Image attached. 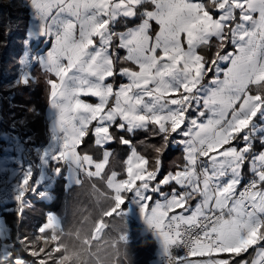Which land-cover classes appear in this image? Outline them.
Returning a JSON list of instances; mask_svg holds the SVG:
<instances>
[{
    "label": "snow or ice",
    "instance_id": "1",
    "mask_svg": "<svg viewBox=\"0 0 264 264\" xmlns=\"http://www.w3.org/2000/svg\"><path fill=\"white\" fill-rule=\"evenodd\" d=\"M13 6L30 11L21 63L48 75L50 109L49 140L34 162L39 172L33 162H18V219L31 207L28 193L46 199L47 185L65 172L66 187L81 185L83 175L93 189L96 180L108 189L111 203L102 217H118L125 226L114 246L128 244L135 219L159 244V264H264V0H19ZM3 33L11 34L10 24ZM213 46L211 57L200 51ZM33 79L25 71L16 83ZM18 126L13 118L0 134L7 148L19 150ZM139 133L154 138L151 156L129 138ZM88 140L102 158L89 154ZM114 142L130 153L120 178L105 171ZM173 145L182 146L184 163L165 172ZM7 164L0 159V170ZM106 227L101 218L93 239ZM57 229L63 231L61 219L48 213L37 231L59 241ZM250 249L251 259L244 255ZM60 251L58 242L51 251H35L0 217V264H49ZM125 258L132 264L127 252ZM64 259L70 257H56L57 264Z\"/></svg>",
    "mask_w": 264,
    "mask_h": 264
},
{
    "label": "trees",
    "instance_id": "2",
    "mask_svg": "<svg viewBox=\"0 0 264 264\" xmlns=\"http://www.w3.org/2000/svg\"><path fill=\"white\" fill-rule=\"evenodd\" d=\"M28 19L27 9L14 7L9 5L8 1L0 0V113L5 124H10L13 118L25 117L23 130L32 129L38 137L43 136L45 129L41 115L43 105L48 98L45 78L42 74L36 72L38 73L36 82H31L27 86L23 84L14 85L15 79L21 72L19 58L23 51V40L26 37ZM6 23L11 25V34L7 36L3 33ZM210 51L214 54L215 49L212 48ZM10 94H13L12 101L16 107L10 106L7 99ZM135 137L138 140H149L148 135L145 133H139ZM88 143L91 145L92 140H88ZM179 153V151H167L163 163L167 161L169 156L179 155ZM175 167L173 168L175 169ZM95 183L102 190V183L97 180ZM53 191L55 198L51 203L36 200L33 202V206L26 210L22 220H19L16 216L14 217L19 225L20 235L27 237L30 246L38 252L41 247L46 252L51 251L58 242L61 251L52 254L49 264L50 262L55 264L56 257L63 256H68L70 259L62 260L64 262L62 264H76L77 262L79 264H106L107 257L103 256V258L99 254L102 252V241L91 239L96 222L102 218V213L109 207L108 199L105 198L106 201L102 200L101 192L96 188L93 189L91 182L87 179L80 186L73 187L68 191L65 189L64 180L60 179L55 184ZM50 212L63 217V231L65 234L62 235L61 232H57L60 239L56 242L50 238L46 241L36 239L38 228L45 222L46 215ZM107 231L111 232V230ZM86 238L90 241V248L85 243ZM90 252L95 254H90ZM244 255L251 259L253 250Z\"/></svg>",
    "mask_w": 264,
    "mask_h": 264
},
{
    "label": "crops",
    "instance_id": "3",
    "mask_svg": "<svg viewBox=\"0 0 264 264\" xmlns=\"http://www.w3.org/2000/svg\"><path fill=\"white\" fill-rule=\"evenodd\" d=\"M6 1H8V4L11 6L19 3V0H6ZM28 16H29V19L27 21V26H26V37L23 40V51H22V54L19 58V65H20L21 72H20V75L15 79L14 85L17 84L16 82H17L18 78L25 71H30L31 75L34 77L32 82H36L38 79V73H36V72H39L40 74L43 75V77L45 78V82L48 79V75H46L44 73V71L41 68H39L38 66L25 67L21 63V60L24 58L25 52L29 50L28 45L26 44L27 31L29 30V28L32 25L31 14H30L29 10H28ZM32 47L33 48L36 47L35 43H33ZM39 47L43 48L44 45L41 44ZM213 48L215 49V47H213ZM229 50H231V48H229ZM200 51L202 54L206 55L207 57H210L213 54V52L208 50V49H201ZM12 98H13V94H10L9 96H7V99L9 100L10 106L16 107V105L12 101ZM83 99L86 102H97L96 99L92 98V97H83ZM0 108H1V100H0ZM49 114H50L49 100L47 98L45 104L43 105L42 112H41L43 125L45 126V129H44L43 136H38V137L36 136V132L33 131L32 129L23 130L24 128H22V126L25 125V117H20V118L16 119L18 122V125H19L16 129V132L18 134L19 141H20L19 150H13L12 148H7L6 147L7 142L5 140H0V149H3V150H0V159L8 158L7 172L10 173L11 177L14 179L15 184L20 181L21 175H22V169L20 168L19 163H18L19 160L22 159L24 165H27L30 162L34 163L37 160V148H39L42 145H46V143L49 140V119H48ZM20 121H23V123L20 124L19 123ZM9 125L10 124H5L3 116L0 113V134L7 131L9 128ZM147 135H148V139H149L148 141L147 140H138L137 137H131V135L129 136V138L133 139V142L136 145L137 150L141 154H143L145 156H151L152 151H151V148L149 147V145L154 142V138L150 134H147ZM24 137L30 138V143H28V144L24 143L22 141ZM135 139H137V140H135ZM108 147L111 150L112 155L110 157L109 164L106 167L105 171L109 175L111 174L112 171H115L117 173L118 178H120L125 174L126 157L130 153L128 151V148L126 146L120 144L119 142H114V143L110 144ZM87 150H88L89 154L93 155V157L95 159L102 158V153L95 149L93 142L91 143V145L89 146V148ZM168 151H179L180 153H179V155L177 154L178 156L177 155L169 156L167 158V161H165L163 163V170L165 172L175 171V170H177V168L179 166H181L184 163L182 146L173 145L172 147L169 148ZM13 157L16 158V161H17L16 163L12 162L11 158H13ZM173 167H175V169ZM13 170H15V171H13ZM34 171L37 173L39 172L38 166L35 163H34ZM66 176H67V173L65 172V174L63 176L57 178L56 180L52 181L50 184L47 185V191H48L49 195L47 196L46 199H39L35 195H33L32 193H28L26 195L25 200L31 206H33V202L36 200H41V201H44L46 203H51L55 198V194H54L53 189H54L57 181L60 179L64 180L66 191H68L69 189H71L73 187L80 186V185H72L70 187H66ZM250 178H251V174L247 173L245 175V180L250 179ZM34 179H38V175L34 176ZM81 179H82V183H83V181L87 178L83 177V175H82ZM90 182H91V184H93V181H90ZM168 187L169 186H165V190H167ZM96 189H98L99 192H101L102 200L106 201V199H108V197H107L108 189L106 188V185L102 184V190H101L100 187L98 186V184H96ZM196 202L197 201H193L192 202L193 205H195ZM110 203L111 202L108 199V206L110 205ZM28 208H30V207H26V210ZM17 210H18V203L16 201L12 202L9 205L0 206V217H3L4 220L7 221L8 225H12V226L15 225L14 228H18L19 225L14 218L15 216L18 217ZM26 210H25V214H26ZM50 213L56 214L58 216V218L61 219V226L63 228V217L57 213H54V212H50ZM25 214H24V216H25ZM24 216H23V218H24ZM102 218L107 221V227L102 229V233H96V235L98 236L97 239H93V234H94V231H93L91 240L102 241V252L99 254H101L102 257L103 256L107 257L106 258V264H128L127 259L125 258V252H127L128 256H130L132 264H159V261H160L159 258L161 257L159 254V244L155 241V239L151 236V234L145 232L143 225L138 220L133 219V220L129 221V223H128V227H127V231L129 233L128 244L125 246L121 243L117 247V246H114L115 242L117 241V238L119 237L121 232L123 230H125V226H124L123 222L118 217L117 218L102 217ZM100 220H101V218L96 222V226ZM96 226H95V228H96ZM95 228H94V230H95ZM107 230H111V232H108ZM56 232H61V231L59 229H57ZM61 233H62V235L65 234L64 231H62ZM19 235H20V233H19ZM33 235H34V232H33ZM41 236H42V234L38 233V231H37L36 239L41 240V241H45L41 238ZM53 241H55V240H53ZM87 244L89 245L90 241H88ZM258 247H259V245L257 246V248ZM250 250H253V249H250ZM90 254H95V253L90 252ZM254 255H255V253L253 250L252 258H254Z\"/></svg>",
    "mask_w": 264,
    "mask_h": 264
},
{
    "label": "built area",
    "instance_id": "4",
    "mask_svg": "<svg viewBox=\"0 0 264 264\" xmlns=\"http://www.w3.org/2000/svg\"><path fill=\"white\" fill-rule=\"evenodd\" d=\"M27 138L28 137H24L22 141L28 144L30 143V141H28ZM14 185L15 182L10 173L4 170H0V206L9 205L15 201L13 194ZM24 199H26V196ZM174 253L182 254L181 250L179 249H174ZM161 259L162 258L160 257L159 260Z\"/></svg>",
    "mask_w": 264,
    "mask_h": 264
},
{
    "label": "rangeland",
    "instance_id": "5",
    "mask_svg": "<svg viewBox=\"0 0 264 264\" xmlns=\"http://www.w3.org/2000/svg\"><path fill=\"white\" fill-rule=\"evenodd\" d=\"M51 258H52V256H51ZM51 258H50V259H51ZM50 259H49V261H51ZM56 262H57V261L55 260L54 263L57 264ZM51 263H53V262H50V264H51ZM60 263L62 264V263H64V262H62V260H61ZM76 264H79V262H77Z\"/></svg>",
    "mask_w": 264,
    "mask_h": 264
}]
</instances>
